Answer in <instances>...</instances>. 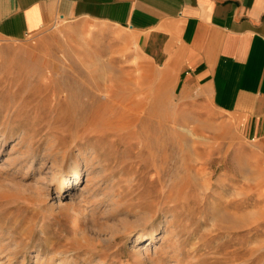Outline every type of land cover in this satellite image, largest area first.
<instances>
[{
  "label": "rangeland",
  "instance_id": "374dc122",
  "mask_svg": "<svg viewBox=\"0 0 264 264\" xmlns=\"http://www.w3.org/2000/svg\"><path fill=\"white\" fill-rule=\"evenodd\" d=\"M133 43L61 21L0 40V264H264V150ZM155 82L160 107L122 128L120 98L150 96ZM108 117L121 131L94 133ZM172 181L183 193L167 200Z\"/></svg>",
  "mask_w": 264,
  "mask_h": 264
},
{
  "label": "crops",
  "instance_id": "0c3cea01",
  "mask_svg": "<svg viewBox=\"0 0 264 264\" xmlns=\"http://www.w3.org/2000/svg\"><path fill=\"white\" fill-rule=\"evenodd\" d=\"M60 21L133 38L142 60L264 150V0H0V40Z\"/></svg>",
  "mask_w": 264,
  "mask_h": 264
},
{
  "label": "bare ground",
  "instance_id": "6f19581e",
  "mask_svg": "<svg viewBox=\"0 0 264 264\" xmlns=\"http://www.w3.org/2000/svg\"><path fill=\"white\" fill-rule=\"evenodd\" d=\"M125 50V49H124ZM98 55V54H97ZM112 55V54H111ZM100 56V55H99ZM77 58H79V57H77ZM80 61V60H79ZM126 61V60H125ZM124 62V61H123ZM122 62V63H123ZM62 67V66H61ZM79 68V67H78ZM144 68V67H143ZM146 68V67H145ZM86 70V69H85ZM87 72V71H86ZM55 73V72H54ZM83 73V72H82ZM59 74V73H58ZM72 74V73H71ZM65 77V76H64ZM139 77H140V75H139ZM93 78V77H92ZM67 81V80H66ZM165 81V80H164ZM124 82V81H123ZM154 82V81H153ZM66 83V82H65ZM126 83V82H125ZM156 83V82H155ZM64 84V83H63ZM96 84V83H95ZM66 85V84H65ZM72 85V84H71ZM138 88H140L141 90H140V92H142L145 88H146V85H147V83L143 80V81H141V82H139L138 83ZM160 86H161V84L158 82V83H156V86H154V87H152V93H151V95L150 96H143V97H140V99H138V101H136V99H134V97L133 96H129V97H127V98H120V100L121 101H124V102H122V103H120V104H117L116 105V107L117 106H120V108H121V111L120 112H122V114H121V120L118 118L117 120L118 121H120V122H122V128H124L125 126H126V124L127 123H133L132 122V119L134 120V123L135 122H141V119L142 118H144V117H146L148 114H150L149 113V108L152 106L153 108H156L157 106H159V104H160ZM95 87V86H94ZM106 87V86H105ZM150 87H151V85H150ZM149 87V88H150ZM164 87H166V86H164ZM74 88V87H73ZM77 88V87H76ZM148 88V89H149ZM95 89V88H94ZM107 89V88H106ZM93 90V89H92ZM92 90H90L91 92H92ZM97 90V89H96ZM99 90V89H98ZM111 90H113V89H111ZM115 90V89H114ZM137 90V89H136ZM55 91H57V90H55ZM145 91V90H144ZM95 92V91H94ZM111 92V91H110ZM148 92V91H147ZM55 94V93H54ZM102 94V93H101ZM142 94V93H141ZM100 95V94H99ZM131 95V94H130ZM59 96V95H58ZM63 96V95H62ZM68 96V95H67ZM101 96V95H100ZM103 96V95H102ZM101 96V97H102ZM114 96V95H113ZM139 96V95H138ZM59 97H61V96H59ZM169 97V96H168ZM68 98V97H67ZM80 98V97H79ZM104 98H105V100L107 101V102H110V103H112V102H114L113 101V99H115V98H112V96H111V94L109 93V92H107V93H105L104 94ZM61 100V99H60ZM66 100V99H65ZM86 100H88L87 99V97H86V99H85V101ZM100 100V99H99ZM165 100V99H164ZM168 100H169V98H168ZM127 101H129V103H127ZM162 102V101H161ZM109 103V104H110ZM56 104V103H55ZM172 104V103H171ZM98 105V104H97ZM113 105H115V104H113ZM165 105V104H164ZM110 107H111V105H109V109H110ZM160 107V106H159ZM108 108V107H107ZM113 108V107H112ZM110 109V110H113V109ZM115 108V107H114ZM109 109H107L108 111H109ZM115 109H117V108H115ZM154 110V109H153ZM75 111V110H74ZM116 112V111H115ZM114 112V113H115ZM200 112V111H199ZM152 113V112H151ZM163 113H164V111H163ZM202 114V113H201ZM110 115H113V114H110ZM109 115V116H110ZM155 115V114H154ZM160 115V114H159ZM10 116V115H9ZM149 116H151V115H149ZM152 116H153V114H152ZM162 116V115H161ZM170 116H171V114H170ZM6 117V116H5ZM172 117V116H171ZM222 117V116H221ZM110 117H108V119H109ZM112 118V117H111ZM156 118V117H155ZM9 119H10V117H9ZM73 119H74V117H73ZM5 120H7V119H5ZM110 120V119H109ZM173 121V120H172ZM8 122V121H7ZM88 122V121H87ZM158 122V121H157ZM167 122V121H166ZM71 123H73V125H77V126H81V128H82V125L84 126V124L82 123V125H78V123H77V120H73ZM85 123V122H84ZM119 123V122H118ZM155 123V122H154ZM185 123V122H184ZM79 124H81V123H79ZM157 124V123H156ZM155 124V125H156ZM85 125H86V123H85ZM143 125V124H142ZM178 125H179V123H178ZM124 126V127H123ZM168 126V125H167ZM220 126L223 128V126H224V124H220ZM135 127V126H134ZM216 127V126H215ZM218 127V126H217ZM109 129V130H117V129H122V128H118V126L116 125V122L115 121H113L112 119L110 120V121H108V123L107 124H105V125H103V127L102 128H100V129H97V130H95L94 131V133H101V132H106V129ZM125 129V128H124ZM167 129V128H166ZM172 129H173V126H172ZM179 129V128H178ZM194 129V128H193ZM225 129H223V131H224ZM0 131H2V133L3 134H6V130H3V129H1ZM79 131V130H78ZM83 131V130H82ZM121 131V130H120ZM122 131H124V130H122ZM133 131V130H132ZM151 131V130H150ZM159 131V130H158ZM157 131V132H158ZM168 131V130H167ZM174 131V130H173ZM176 131V130H175ZM174 131V132H175ZM182 131V130H181ZM183 131L189 136V137H191V138H187V139H189V140H191V143L193 144V141L195 140V141H200V140H203V141H207V142H209V140L207 139V136H205V135H199V134H197V132L195 131V130H192V129H183ZM235 131V130H234ZM130 132V131H129ZM143 132V131H142ZM141 132V133H142ZM140 133V134H141ZM144 133V132H143ZM161 133V132H160ZM173 133V132H172ZM172 133H170L169 135L170 136H172L171 138H173L174 136H175V134L174 135H172ZM175 133H177V132H175ZM184 133V134H185ZM236 133V132H235ZM79 135L81 134V133H78ZM85 134V133H84ZM144 134H146V132L144 133ZM149 134V133H148ZM167 134V133H166ZM178 134V133H177ZM89 135V134H88ZM94 135V134H93ZM151 135V137H152V134H150ZM150 135H148V136H150ZM162 135V134H161ZM179 135H180V133H179ZM186 135V136H187ZM234 135V134H233ZM6 136V135H5ZM90 136V135H89ZM143 137H144V135H142ZM146 136L147 135H145V138H146ZM148 136H147V139H148V141H149V138H148ZM167 137V136H166ZM176 138L178 137V135H176L175 136ZM175 137H174V139H175ZM242 137V136H241ZM24 138V137H23ZM79 138V136L77 137V139ZM144 138V140L146 141L147 139H145ZM163 138V137H162ZM25 139V138H24ZM150 139H154V138H150ZM167 139V138H166ZM173 139V140H174ZM6 140V138L4 137V135H2L1 137H0V142H3V141H5ZM155 140V139H154ZM193 140V141H192ZM23 141V140H22ZM148 141H147V144H148ZM163 142V144H160V143H158V144H152V142H151V146H146V148H148V149H146L145 150V148H144V150L148 153V154H150V155H152L153 157H154V155L155 154H157V153H154L155 152V149L157 148H159L160 149V147L163 149V145H164V141H162ZM172 142V141H171ZM177 142V141H176ZM175 142V143H176ZM145 143V142H144ZM149 143H150V141H149ZM188 144H189V142H187ZM146 144V145H147ZM174 144V143H173ZM178 144V143H177ZM191 144V145H192ZM200 144V143H199ZM219 144V143H218ZM221 144V143H220ZM30 145H32V144H30ZM171 145V144H170ZM175 145V144H174ZM194 145V144H193ZM209 145H211V144H209ZM213 145V144H212ZM211 145V146H212ZM34 146V145H33ZM35 146H37V145H35ZM34 146V147H35ZM216 146V148L218 147L217 145H215ZM222 146V145H221ZM32 147V146H31ZM31 147H28V149L30 148V150L32 149ZM51 147H53V145L51 146ZM176 147H177V145H176ZM178 147H179V144H178ZM189 147H192L191 149H192V151H193V154L192 155H194V154H197L198 153V151L197 150H199L198 148H199V146H190L189 145ZM233 147V146H232ZM167 148H168V146H167ZM166 148V149H167ZM169 148H170V146H169ZM168 148V149H169ZM174 148V147H173ZM180 148V147H179ZM186 148H187V146H186ZM185 148V149H186ZM220 148V147H219ZM27 149V150H28ZM142 149V148H141ZM167 149V150H168ZM52 151H55L54 149H51ZM50 150V151H51ZM175 150V149H174ZM144 151V152H145ZM163 151V150H162ZM172 151H173V149H172ZM176 151V150H175ZM179 151V150H178ZM184 151V150H183ZM187 151L189 152L190 151V148H189V150H188V148H187ZM192 151H190V152H192ZM206 151V150H205ZM139 152V151H138ZM170 152H171V150H170ZM170 152H169V154H170ZM180 152V151H179ZM189 152V153H190ZM208 152V151H207ZM49 153V152H48ZM51 153V152H50ZM165 153V152H164ZM176 153V152H175ZM172 154H173V152H172ZM177 154V153H176ZM210 154H212V153H210ZM51 155V154H50ZM171 155V154H170ZM182 155V154H181ZM189 155V154H188ZM187 155V156H188ZM200 155H201V153H200ZM164 156V155H163ZM179 156V155H178ZM177 156V157H178ZM195 156V155H194ZM156 157V156H155ZM160 157V156H159ZM174 157H175V155H174ZM50 158V157H49ZM55 158V160L54 161H56L57 159H56V157H54ZM191 158V157H190ZM197 159H198V157H197ZM165 160V159H164ZM238 161H239V159H237ZM17 161V160H16ZM169 161V160H168ZM197 161H201L202 162V159H198V160H196L195 161V159L193 160V158L189 161L188 160V166H186L187 168V171H188V173L189 172H191L194 168H196V165H195V163L197 162ZM19 163L21 164L22 162H20L19 161ZM178 164V163H177ZM182 164V163H181ZM92 165V164H91ZM157 165H158V163H157ZM90 166V165H89ZM152 167V166H151ZM167 167V166H166ZM184 168V167H183ZM178 169V168H177ZM164 171V170H163ZM170 171V170H169ZM197 171V170H196ZM183 172H185V171H183ZM158 173V178H162L161 177V172H157ZM175 173V172H174ZM177 173V172H176ZM179 173V172H178ZM172 174V173H171ZM81 176H82V174L81 173H78L77 174V181H79L80 179H81ZM169 176V175H168ZM175 176V175H174ZM165 177V176H164ZM171 177H172V175H171ZM160 181H161V179H159ZM174 181H176V180H174ZM174 181H172V183L170 184V185H168V188H166V190H165V192L168 194V196L166 197V199L167 200H170L171 198H173L174 196H177V195H179L180 196V194H182L183 192L181 191V190H178V189H176L177 188V186L180 184V183H178V182H174ZM179 181V180H178ZM67 184H69V182H68V180H67V178H65V179H63L62 180V182H61V184H60V190H61V192H63V190H64V188H65V186L67 185ZM207 184V183H206ZM76 185V184H75ZM181 185H182V183H181ZM171 186V187H170ZM179 187H180V185H179ZM184 191V190H183ZM163 200H164V197H163ZM176 200V199H175ZM159 212V211H158ZM147 213V212H146ZM145 215V214H144ZM145 220H146V222H148V220H151V223H149V224H147V227L149 226V225H152L153 224V219H154V217H153V215H152V213H148L147 215H145L144 217H143ZM142 234V233H141ZM141 234H139V238L140 239H142V235Z\"/></svg>",
  "mask_w": 264,
  "mask_h": 264
}]
</instances>
